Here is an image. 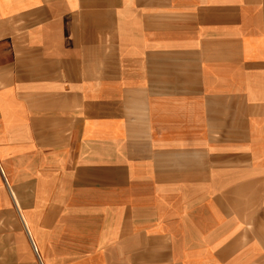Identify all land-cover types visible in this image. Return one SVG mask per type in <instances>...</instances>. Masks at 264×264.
I'll return each instance as SVG.
<instances>
[{
	"label": "crops",
	"instance_id": "0c3cea01",
	"mask_svg": "<svg viewBox=\"0 0 264 264\" xmlns=\"http://www.w3.org/2000/svg\"><path fill=\"white\" fill-rule=\"evenodd\" d=\"M0 264H264V0H0Z\"/></svg>",
	"mask_w": 264,
	"mask_h": 264
}]
</instances>
